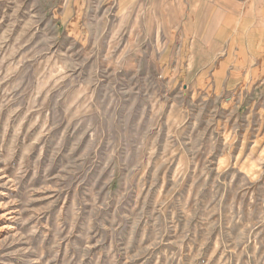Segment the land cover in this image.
I'll use <instances>...</instances> for the list:
<instances>
[{
	"label": "rangeland",
	"instance_id": "1",
	"mask_svg": "<svg viewBox=\"0 0 264 264\" xmlns=\"http://www.w3.org/2000/svg\"><path fill=\"white\" fill-rule=\"evenodd\" d=\"M159 5L0 0V264H264V93L176 78Z\"/></svg>",
	"mask_w": 264,
	"mask_h": 264
},
{
	"label": "crops",
	"instance_id": "2",
	"mask_svg": "<svg viewBox=\"0 0 264 264\" xmlns=\"http://www.w3.org/2000/svg\"><path fill=\"white\" fill-rule=\"evenodd\" d=\"M159 2V29L163 44L173 47L166 60L176 78H189L201 92L220 84L232 97L253 87L264 93V0Z\"/></svg>",
	"mask_w": 264,
	"mask_h": 264
}]
</instances>
